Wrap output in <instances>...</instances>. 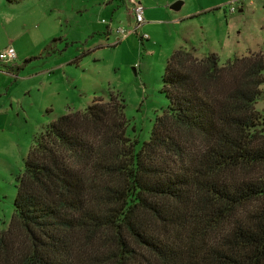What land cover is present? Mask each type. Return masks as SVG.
Wrapping results in <instances>:
<instances>
[{"label":"trees","instance_id":"trees-1","mask_svg":"<svg viewBox=\"0 0 264 264\" xmlns=\"http://www.w3.org/2000/svg\"><path fill=\"white\" fill-rule=\"evenodd\" d=\"M196 53L169 58L148 140L114 93L34 137L0 264H264V55Z\"/></svg>","mask_w":264,"mask_h":264},{"label":"rangeland","instance_id":"rangeland-1","mask_svg":"<svg viewBox=\"0 0 264 264\" xmlns=\"http://www.w3.org/2000/svg\"><path fill=\"white\" fill-rule=\"evenodd\" d=\"M127 1L0 0V50L13 46L27 56L15 61L19 72L0 64V229L12 221L17 178L34 137L57 116L120 94L129 132L145 141L168 106L163 77L180 45L194 46L199 58L215 53L221 66L264 55V0H247L243 11L234 2L235 12L213 8V0H184L180 11L171 6L183 0H140L151 22L144 42L131 32L135 15ZM122 27L129 36L117 43ZM261 89L256 109L264 114Z\"/></svg>","mask_w":264,"mask_h":264},{"label":"built area","instance_id":"built-area-1","mask_svg":"<svg viewBox=\"0 0 264 264\" xmlns=\"http://www.w3.org/2000/svg\"><path fill=\"white\" fill-rule=\"evenodd\" d=\"M129 4L132 6L133 13L135 15V25L133 30L131 31L132 33H139V30L141 26L145 23V6L141 1L138 0H128ZM231 10L235 11L236 6L232 5ZM116 33L118 34V40L125 39L126 37L129 36V31L122 28H118L116 30ZM141 37L143 39H149V35L147 33H141ZM17 51L15 47L9 46L5 48L4 50H0V64H8L11 65L13 64L16 59H17Z\"/></svg>","mask_w":264,"mask_h":264},{"label":"crops","instance_id":"crops-1","mask_svg":"<svg viewBox=\"0 0 264 264\" xmlns=\"http://www.w3.org/2000/svg\"><path fill=\"white\" fill-rule=\"evenodd\" d=\"M138 1H140V0H138ZM213 1H215L216 2V5L215 6H212L213 8H215V9H218L219 7H223L224 9H225V11L226 12H228V10L230 11V12H235V11H232L231 10V6L233 5V3L234 2H240L241 3V6H242V9H241V11H243V8L245 7V5L247 4V0H213ZM128 2V1H127ZM177 2H180V1H177ZM176 2V3H177ZM201 3H203V2H206L207 4H208V0H203V1H200ZM129 3V2H128ZM254 3V1L253 0H251V2H250V5L251 4H253ZM175 4V3H174ZM173 4V5H174ZM186 4V1H182V5H181V8L180 9H178V10H175V9H173L174 11H180L181 9H182V6H184ZM172 5V6H173ZM172 6H171V8H172ZM235 6V5H234ZM212 8V9H213ZM145 9H146V7H145ZM206 9H209V8H202V12H204V11H206ZM210 9H211V7H210ZM147 10V9H146ZM146 10H145V19H146V21H145V23L141 26V28H140V30H139V33L140 34H138V36L141 38V40L144 42V40H149V39H143L142 37H141V33H145V26H147V24L149 23L150 25L149 26H151V22H148L149 20H147V18H146ZM149 19V18H148ZM108 33L111 35V34H113V28H112V26H110L108 29ZM117 34V33H116ZM135 34H137V33H135ZM148 34V33H147ZM150 37V36H149ZM116 38L118 39V34H117V36H116ZM127 38V37H126ZM125 38V39H126ZM122 40H124V39H122ZM122 40H120V41H118L117 43H120ZM180 46H183V45H180ZM179 46V47H180ZM178 47V48H179ZM15 49H16V51H17V55H18V57H17V59L21 56V55H23V58H21V59H26L27 58V56L25 55V54H23V53H21V51L20 50H18L16 47H15ZM177 49V48H176ZM16 59V60H17ZM15 63V62H14ZM11 64V66L13 65V66H17V65H19L18 63H15V64ZM4 65V64H3Z\"/></svg>","mask_w":264,"mask_h":264},{"label":"water","instance_id":"water-1","mask_svg":"<svg viewBox=\"0 0 264 264\" xmlns=\"http://www.w3.org/2000/svg\"><path fill=\"white\" fill-rule=\"evenodd\" d=\"M181 5H182V1L177 2V3H175V4L172 6V9L178 10V9L181 8Z\"/></svg>","mask_w":264,"mask_h":264}]
</instances>
